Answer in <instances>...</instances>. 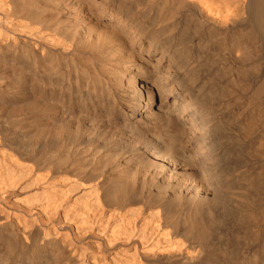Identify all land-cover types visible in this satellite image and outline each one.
I'll use <instances>...</instances> for the list:
<instances>
[{
    "label": "bare ground",
    "instance_id": "1",
    "mask_svg": "<svg viewBox=\"0 0 264 264\" xmlns=\"http://www.w3.org/2000/svg\"><path fill=\"white\" fill-rule=\"evenodd\" d=\"M1 242L264 264V0H0Z\"/></svg>",
    "mask_w": 264,
    "mask_h": 264
},
{
    "label": "rangeland",
    "instance_id": "2",
    "mask_svg": "<svg viewBox=\"0 0 264 264\" xmlns=\"http://www.w3.org/2000/svg\"><path fill=\"white\" fill-rule=\"evenodd\" d=\"M10 200V199H9ZM11 201V200H10ZM17 212V213H15L16 215L17 214H21L18 210H15V209H13V212ZM19 212V213H18ZM15 218V217H14ZM6 243V242H5ZM69 243H70V241L68 242V246H69ZM12 244H13V242H12ZM5 246V247H4ZM7 247V244L5 245L3 242H1V244H0V252H7L8 251V248H6ZM6 249V250H5ZM15 249L14 250H12L11 252L12 253H10L9 255H11V254H14L15 253ZM48 251V252H47ZM45 253L47 254V255H49L50 254V250L48 249V250H46L45 251ZM12 257V256H11ZM11 260V262L13 263V264H23L25 261H23V263H22V261H20V260H15L14 259V257L13 258H11L10 259Z\"/></svg>",
    "mask_w": 264,
    "mask_h": 264
}]
</instances>
